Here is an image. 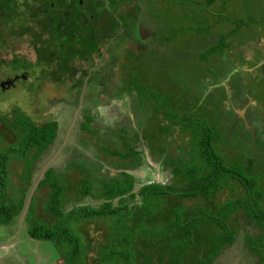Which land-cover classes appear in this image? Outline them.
<instances>
[{
    "label": "rangeland",
    "instance_id": "rangeland-1",
    "mask_svg": "<svg viewBox=\"0 0 264 264\" xmlns=\"http://www.w3.org/2000/svg\"><path fill=\"white\" fill-rule=\"evenodd\" d=\"M151 1L141 0L139 9L149 8ZM212 1V4H208L207 0H182V4L179 5L181 9L177 11L172 9L168 14L162 10L167 4L159 8L150 6L151 10L156 8L155 13L152 14V21L156 26L161 24L156 31L153 30L156 38L154 42L159 41L161 35H165L164 32L171 27L177 28L176 25L182 28L209 29L201 36L190 33L180 34L178 46L173 52L167 49L166 57L162 60L160 59L163 57L159 58V54L158 56L130 54L128 51L134 50L128 44L124 50L125 44L128 41L131 42V35H128L126 29L119 36L117 29L112 36L105 31L101 32L100 36H94L91 41L93 43L98 41L99 45L102 43L108 45L113 40L114 47L107 50L108 60L117 59L114 55L117 53L115 48L117 46L121 48L120 57L115 65L117 68H114L117 71L109 78L106 71L101 73L98 66L92 65L87 71L80 73L83 77H68L64 85L59 84L56 78L51 79L47 76L43 80H38L30 70L25 74L17 72L12 75L8 74L9 68H0V87L6 91L0 96V116L10 118L13 109H19L36 126L52 121L59 127L55 143L33 163L28 182L20 179V170L16 166L12 169L10 179L12 183L17 184L18 188L25 191L26 201L35 193L37 185L48 169H53L56 176L62 179L65 185L64 197L69 202L75 200L76 190L81 180L86 177V173L93 177L97 176V179H101L102 176L111 179V177H117L120 172L127 171L135 177L138 176L137 179L148 176L153 182L163 180L165 183L167 180L160 177L162 174L157 168L159 164H153L148 149L154 153L158 148L165 149L167 160L174 159L172 162L181 167L184 165L182 163L186 162L190 165L197 164L195 140L193 136L191 137L187 123L181 120L184 115L189 114L195 116V119L201 118L210 127L213 125L218 129L220 140L216 146L225 153L229 161L237 157H242L246 161V156H249L245 155L247 150L254 152L257 158L254 169L264 178V35L256 29L262 27L259 22L264 18V0ZM105 15L109 14L106 9H103L100 16L91 18L89 20L91 29L87 28L85 23L83 27L80 26L79 32L73 38V49H80L82 54L84 46L88 45L86 34L94 31V26L97 31H101L102 29L97 27L111 20ZM227 17L234 20L253 19V21L249 27L238 28L235 23L226 21ZM163 21L166 23L162 24ZM217 22L221 25L218 30L211 28ZM232 28L237 32V35L228 40V43H233V56L230 58L226 55L217 56L218 60L221 58L224 61L211 57L206 66V62L199 60L198 56L208 50V45L209 47L216 45L219 36ZM29 40L26 38L15 42L14 44L17 43L15 54L25 58L36 68L37 56L31 46L25 42ZM175 40L176 46L178 41L176 38ZM183 44L181 48L180 45ZM159 45L160 41L154 47L158 48ZM157 48L153 51H157ZM93 53L74 61L83 60L79 61L81 67L85 65L84 61L89 59L93 65L102 63L103 60L94 56ZM3 58L11 60L12 54ZM225 61H229L228 64ZM89 65L88 61L85 68ZM229 65L233 67L231 70L228 69ZM205 66L216 73L218 79H215L217 81L214 83L215 86L206 78L208 71L204 68ZM66 67L69 68L68 65ZM58 68L62 69L60 66ZM37 69L41 71V68ZM38 70L35 71L38 72ZM65 70L61 73L58 70L59 75L65 74L67 72ZM82 78L78 95H74L76 90H73V87ZM220 86L225 87V94ZM139 87L163 97L166 110L162 109L159 113H155L154 109L162 102L154 103L148 98V92H145L141 98L137 92ZM227 92L232 97H237L241 92L245 102L230 98ZM229 107H236V113H230ZM237 114L243 122L249 119L250 124L241 126L243 122H240ZM88 116L92 117V121ZM88 121L91 122L88 125L90 133L86 131ZM0 140L3 146L14 142V136L1 120ZM130 146L136 147V150L140 151L145 158L146 162L142 167H134V159L127 160L123 164L103 152L107 148L111 152L118 150L126 153ZM126 166H129L128 170ZM92 180L96 188L101 186L100 181ZM140 186L137 185L135 190L137 191ZM229 189L230 185L204 200L199 198L194 201H178L167 198L162 203V208L167 211L171 207L180 206L186 207L192 213L196 207H206L214 212L217 205L231 197ZM40 193L35 216L53 223L54 219L46 216L40 207L46 195L44 190ZM237 193L240 194V191L238 190ZM98 204L100 201L87 198L84 201L67 204L64 212L75 206H98ZM140 204V198L128 204L131 216L130 220L123 224L124 229L127 227L132 233L130 250L135 253L134 264H169L174 256L173 245L180 237L171 234L156 238L155 245L151 248L153 235L143 234L145 231L164 226L168 220L140 216L135 210V207ZM229 225L237 231L235 244L225 249V254L222 253L214 259L212 264H263L260 255L249 248L246 237L247 235L252 238L264 237V231L251 224L242 213H237L234 221H231ZM113 226L109 219L81 221L73 225L82 238L83 249H88V256L83 258V264H99L98 253L111 244L114 236ZM27 227L23 212L8 226H0V264H35L29 260L34 258L29 251L34 244H24V251L20 248V244L28 242ZM22 236H24L23 239ZM210 237L211 231L207 228L197 234L194 238L196 242L194 247L185 256V264H200V258L204 259V255L209 250L203 244ZM117 246L120 244L118 243ZM261 251L264 254V248ZM36 253L37 255L45 253L46 257L53 254L54 258L59 257L58 264H80L77 260L67 261L62 249L54 244H42ZM37 257L40 259L38 264H54L55 260H58L53 258L54 260L48 263L46 257L43 261L41 256ZM113 264H120V259L116 258Z\"/></svg>",
    "mask_w": 264,
    "mask_h": 264
},
{
    "label": "trees",
    "instance_id": "trees-1",
    "mask_svg": "<svg viewBox=\"0 0 264 264\" xmlns=\"http://www.w3.org/2000/svg\"><path fill=\"white\" fill-rule=\"evenodd\" d=\"M120 1L125 4L129 0ZM207 2L208 4L213 3L212 0H207ZM112 4L111 6H113ZM103 9L109 10L103 0H0V68H9L11 72L8 70V74L12 75L22 70H30L33 71L32 74L38 80H43L46 76L54 78L57 75L56 81H59L63 80L62 78L66 76V73L71 74L73 72L74 74V70L71 68V62H75L74 60L81 57L85 58L93 52H95L93 53L94 56L102 57V50L99 48L106 44L99 45L98 41L93 43L91 39L94 36H100L103 31L108 32V35L111 36L115 32L103 23L97 27V29H102L101 31H97L94 26V31L86 34L88 45L84 46L85 49L82 54L80 49H73V38L79 32L80 26L83 27L85 23L86 27L91 29L89 20L100 16ZM105 16L111 19L107 24H111L113 22L112 12ZM130 18L125 20L121 17V20L127 25L125 28L128 31H130V26L127 22L130 21ZM226 21L235 23L239 28L241 26L249 27L253 19L234 20L227 17ZM259 23L262 27L256 29L258 32L260 31L261 35H264V18ZM219 26H221L220 22H217L211 28L218 30ZM113 28L118 29V24L113 25ZM121 28L120 26V30H122ZM208 30L203 27H186L181 32L201 36L206 34ZM123 33L122 31L119 34ZM236 33L232 28L227 33L221 34L216 45L210 47L208 45V50L201 53L198 59L206 62L207 66L208 59L211 57H214L215 60H218L217 56L232 57L234 47L232 42L228 43V40L237 35ZM26 38L30 40L25 42L31 46L37 56L36 68L25 58L15 54L17 43H14ZM76 52L77 54H75ZM11 54V60L3 58ZM219 60L224 61L221 58ZM79 61L76 62L79 63ZM228 62L226 63L228 64ZM102 63L104 66L102 73L115 67V60L111 61V64H107L104 60ZM90 64H92L91 60ZM206 66L204 67L208 71L206 78L212 81V84L216 83L215 79H218L216 73ZM38 67L41 68V71L37 69ZM232 68L229 65L228 69L231 70ZM58 70L60 73L64 70L67 72L59 75ZM82 81L83 78L76 86L74 85L73 90H76L74 95H78ZM220 88L223 89V86ZM137 90L141 98L145 92H148V98L154 103L162 102L160 106L154 109L155 113L166 108L163 97L140 87ZM4 92L6 91L1 88L0 96L4 95ZM228 110L235 114V110L233 111L231 107ZM88 118L92 121V117L88 116ZM0 120L14 136V142L5 146L1 145L0 140V226H8L12 220L22 214L27 200L25 191L18 188L17 184L12 183L10 179L12 169L16 166L20 170V179L28 182L33 163L55 143L58 124L47 121L36 126L19 109H13L10 118L1 115ZM181 120L187 123L191 137L193 136L195 140L197 164L190 165L186 162L182 163L184 165L181 167L172 162L174 159L172 161L167 160L168 156H166L165 149L158 148L155 153L148 149L153 164H159L157 168L161 171L160 177L167 180L165 183L163 180L153 182L148 176H144V179H137L138 176L135 177L127 171H122L117 174V177H111V179L104 178V176L97 179V176L93 177L86 173V177L79 183L76 198L72 202L64 197L65 185L62 179L56 176L57 174L53 169H48L28 204L25 215V221L28 224V237L43 244L50 242L62 249L63 256L67 261L77 260L83 264V258L88 256V249H83L82 238L73 225H77L81 221L91 222L109 219L114 224V236L109 247L98 253V263L113 264L115 259L119 258L120 264H134L135 253L130 250L132 233L128 231L126 226L124 229L123 224L130 220L131 211H129L128 204L138 198H140L141 204L136 206L135 210L140 216L144 218L160 217V219L168 220L164 226L153 228L148 232L145 231L143 234L145 236L148 233L153 235L151 248L155 245L156 238L171 234L180 237L178 242L173 245L174 256L169 264H185V256L196 243L194 238L204 228L211 231V237L203 244L209 250L204 255V259L200 258V264H212L214 259L222 253L225 254V249H229L235 244L237 231L229 224L234 221L237 213H242L251 224L264 231V178L260 172L254 169V164L256 168L257 162L254 152L247 150L245 155L249 156H246V161L242 157L233 158L229 161L226 159L225 153L216 146L220 140V133L217 128L213 125L210 127L201 118L195 119L192 114L184 115ZM90 121L86 126V131L89 133ZM130 147L126 153H121L118 150L111 152L107 148L103 152L118 159L123 164L127 160L134 159L133 166L142 167L143 163L146 162L145 158L140 151L136 150V147ZM163 158L164 160H162ZM126 169L128 170L129 166H126ZM92 179L100 181L101 186L96 188ZM137 185L141 186L136 191ZM228 185H230L228 191L231 197L227 198L224 203L217 205L214 212L206 207H196L192 213L186 207L175 206L167 211L162 208V203L167 198H174L178 201H194L199 198L204 200L212 196L213 193L225 189ZM41 190H44L46 195L40 207L46 216L54 219L53 223H48L35 216ZM238 190L240 194L237 193ZM87 198H94V200L100 201V204L98 206H75L64 212L67 204L84 201ZM166 216L169 217L166 218ZM246 238L251 251L258 253L264 264V254L261 251L264 248V237L252 238L247 235ZM118 243L120 246H117Z\"/></svg>",
    "mask_w": 264,
    "mask_h": 264
},
{
    "label": "flooded vegetation",
    "instance_id": "flooded-vegetation-1",
    "mask_svg": "<svg viewBox=\"0 0 264 264\" xmlns=\"http://www.w3.org/2000/svg\"><path fill=\"white\" fill-rule=\"evenodd\" d=\"M133 1L134 0H129L126 4L121 3L120 0H103V2H105V6L109 9L107 10L108 14L112 12V17H113V22H111V24H107V27L112 29L113 31L116 30L115 28H113V25H116V23L118 24V31L119 33H121V31L124 32V29H126L125 27H127V25L121 20V17H123L125 20L129 19L130 17V21L128 20V26L130 31H128V35H131V42L128 41V43L125 44L124 46V50H126V46L127 44L130 45L133 48V52L128 51L130 54H136V55H154L156 54L158 56V54L160 55L161 58L160 60L164 59V57H166V52L167 49H169L170 51H174V48L178 46L179 44V39H180V34H182L181 30L183 29L182 27H179L176 25L177 28L171 27L168 31H165L164 34L165 35H161L159 41H160V45L159 47H154L156 44H158V40L154 42V40L156 39L154 36V31L157 30V27L161 24H158L157 26L155 25V23L152 21V14L155 13L156 8H154L153 10L150 9V6H158L161 7L162 5H165L162 10L164 12H167V14L174 9L175 11L180 10L181 7L179 5L182 4V0H152L151 4L149 6V8H142L141 10L139 3L141 2V0H135V5H133ZM148 2V0H145ZM111 3H113L111 6ZM123 5V6H122ZM169 7H171V9H169ZM108 16V15H107ZM144 17V18H142ZM165 17V16H164ZM170 18V16H167ZM162 24L166 23L165 21L161 22ZM172 23L175 24L174 20H172ZM120 26L122 27L120 30ZM115 27V26H114ZM151 29V30H150ZM154 30V31H153ZM117 34L118 36L120 34ZM175 35V36H174ZM175 38L177 39L178 43L175 46ZM116 46V45H115ZM183 45H180L181 48H183ZM114 47L113 44V40H111L109 42V44L105 45L104 47H101L102 50V57L101 59L106 61L107 64H111V61L115 60V65L116 62H118V59L120 57V47L117 46L116 51L117 53L114 54L117 59H112V60H108L107 58V50L109 48ZM155 48H157V51H153ZM107 49V50H106ZM123 49V47H122ZM132 57V55H131ZM90 62L89 60L84 61L85 65L83 67H81V63H77L75 62H71V68L74 70V74L73 72L71 74L66 73V76L64 78H62L63 80H59L57 81L59 84L63 85L65 84V79L68 77H78L81 76L80 73L81 72H85L89 69V67L92 65L94 67L98 66L99 67V72L102 73L103 70V63L100 64H90L87 68V62ZM37 63V62H36ZM75 66L77 68H75ZM117 66H115L114 68H116ZM114 68H110L108 69L107 72V77L109 78V76H113V74L117 71ZM91 71V70H90ZM21 73L25 74L26 71H21ZM57 75L54 76V78H56ZM83 77V76H81ZM73 78V79H74ZM52 79V78H51ZM73 79L71 80L70 84L72 83ZM68 93V92H67ZM69 94V93H68ZM230 98L232 99H239L240 101L245 102L244 96L243 94L240 92L237 97H232L230 94L228 95ZM248 108H250L248 106ZM248 121H250L248 119ZM59 128V127H58Z\"/></svg>",
    "mask_w": 264,
    "mask_h": 264
},
{
    "label": "crops",
    "instance_id": "crops-1",
    "mask_svg": "<svg viewBox=\"0 0 264 264\" xmlns=\"http://www.w3.org/2000/svg\"><path fill=\"white\" fill-rule=\"evenodd\" d=\"M237 34V33H236ZM207 82H208V80H207ZM223 89H224V94H225V87L223 86ZM228 93V92H227ZM229 94V93H228ZM232 109H233V111L235 110V113H236V107H231ZM238 115V114H237ZM239 116V115H238ZM243 116H244V114H243ZM240 117V116H239ZM240 119V122L242 121L243 122V119L240 117L239 118ZM247 123H249V121H246V122H243V125H241V126H243L244 127V125H247ZM250 124V123H249ZM247 129V128H246ZM24 211V210H23ZM24 215H26V213L24 214ZM27 231V230H26ZM27 236H28V234H27ZM23 237L24 236H22L21 238L23 239ZM29 238V237H28ZM19 239V238H18ZM30 239V238H29ZM27 240L28 242H26V243H23L22 245L20 244V248H21V251H24V244H26V245H29V244H34V246H32V247H30L29 248V251H30V253L31 254H33V257L34 258H32V259H29L31 262H33V263H35V264H38L39 262H40V259L37 257V256H41L42 257V261H43V258L44 257H46V255H45V253H44V255H37V250H39V247H40V245L41 244H39V242L38 241H34V240H31V241H33V242H31L30 240ZM19 248V247H18ZM33 249V250H32ZM36 251V252H35ZM44 252H45V250H44ZM39 253H40V251H39ZM54 258V255L53 254H51L50 256H48V257H46L45 259H46V261L48 262V263H50V261L52 260ZM59 257H55L54 259H58ZM49 259V260H48ZM53 259V260H54ZM36 261V262H35ZM41 261V263H43ZM58 262H59V259L58 260H55V262H54V264H58Z\"/></svg>",
    "mask_w": 264,
    "mask_h": 264
},
{
    "label": "water",
    "instance_id": "water-1",
    "mask_svg": "<svg viewBox=\"0 0 264 264\" xmlns=\"http://www.w3.org/2000/svg\"><path fill=\"white\" fill-rule=\"evenodd\" d=\"M30 199H31V196L29 197L28 201H26V206L24 208V211H23V214H25L27 212V209H28V204L30 202Z\"/></svg>",
    "mask_w": 264,
    "mask_h": 264
},
{
    "label": "clouds",
    "instance_id": "clouds-1",
    "mask_svg": "<svg viewBox=\"0 0 264 264\" xmlns=\"http://www.w3.org/2000/svg\"><path fill=\"white\" fill-rule=\"evenodd\" d=\"M31 196H32V195H31ZM26 232H27V231H26ZM38 242H39V241H38ZM39 244H41V245H42L43 243H40V242H39ZM49 244H51V243H50V242H48V243H44L43 245H49ZM41 245H40V246H41Z\"/></svg>",
    "mask_w": 264,
    "mask_h": 264
}]
</instances>
